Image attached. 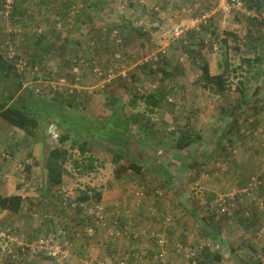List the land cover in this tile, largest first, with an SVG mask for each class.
Wrapping results in <instances>:
<instances>
[{
	"label": "rangeland",
	"instance_id": "1",
	"mask_svg": "<svg viewBox=\"0 0 264 264\" xmlns=\"http://www.w3.org/2000/svg\"><path fill=\"white\" fill-rule=\"evenodd\" d=\"M9 1L11 0H0L1 26L4 23V13L8 11L5 6ZM13 1L14 4L7 14V20L8 26L16 29V31L12 29V32L17 35L21 31H18V24L12 16L16 6L22 0ZM105 1L113 2L112 6L106 7L110 9L108 16L102 9L103 7L101 10L94 7L88 10L84 7L83 12L80 13L82 8L80 5L77 13V15L80 13L79 25L72 26L75 18L73 23L63 22L61 18L57 19V22L66 25L61 24L60 28L57 26L56 38L65 36L63 31L69 33L66 39L68 37L72 39L77 34L79 40L80 38L84 40L86 36V40L81 43L82 47L79 48L80 53L84 52L83 55L77 52L75 55H67L66 53L70 51H68L66 40L64 47H62L64 44L58 47L49 45L44 50V52L52 51L53 47L56 56L64 53L62 59L60 57L58 59L48 58L47 55V59L41 58L38 63L31 56L33 52L29 51L34 50L31 46L32 42H29L26 48L28 55L24 53L22 57L15 48L13 41L15 37L0 38V51H4V55L5 40L10 41L16 52L13 58L5 59L6 62L17 65L19 60H23L26 63L22 71H17L14 67L9 74L12 77L20 76L23 80L27 76L29 82L39 80L38 88L35 90L40 96H44L48 104H52L60 97L65 100L73 99V103L77 104L82 115L90 121L108 118L109 107L104 101L108 94L118 98L119 106L122 105L128 113L140 112L139 122L131 126L126 133V148L120 164H128L130 160L141 163L143 166L140 172L141 178L130 171L122 175L125 178L129 175L128 183L130 184L128 185L136 188L137 195L133 194V197H130L132 201H150L146 210L147 214L160 216L165 221L164 223L168 224L167 229L173 230L179 227L181 219L183 226H191L198 230V220H201L200 218L204 215L208 216L206 213L209 211L216 214L213 216L216 222L232 217L238 219L241 217L240 214L250 220L252 212H261L264 216V158L260 155L252 167L246 168L249 165L245 166L247 161H252L249 159L250 154H241L242 159L237 163L235 160L240 155V149H235L236 151L233 152L230 148L243 145L259 149L261 142L264 143V139L261 138L264 135V5L259 10H254L248 9L246 2L241 8L226 11L220 5L222 0ZM246 8L249 12L254 10L255 15H244ZM65 18L67 19V15ZM98 21L106 25L111 24L112 28L106 31L101 30L98 28ZM243 21L251 25L247 26L254 33L249 32L248 29L245 30ZM177 25L182 27L181 36L173 34L172 29ZM98 29L102 33H107V40H102V36L106 33H99ZM228 32L233 35H227ZM31 36L34 37V35ZM258 55L261 61L257 63L255 60ZM224 59L230 62V68H235V71L229 70V89L222 94H216L202 86L200 65L204 61L207 62L211 74H217L223 69L221 64ZM252 59L255 62L249 65L247 60ZM49 61H64L66 64L58 67L55 65L54 69H48ZM35 67L37 70L33 73ZM256 68L263 72L259 79L262 85L254 92L255 96L251 97L253 82L256 81L255 76L253 77ZM239 80L247 84V91H244V95L240 92ZM88 81L89 84H87ZM161 91L164 93L162 104L152 107V104L147 103V95ZM242 98H247L246 104L243 108H239L241 111L238 112L237 103ZM131 100H134L133 107L128 105ZM60 108L72 110V107L64 102H58L52 108L53 113L59 112ZM235 117L238 118L236 123L233 120ZM40 120L41 122L44 120L45 131L48 132L50 121L45 117ZM189 124L190 126H186ZM237 126H240L239 134H235L234 129ZM147 128L150 130L151 137L148 136L140 142ZM171 129L175 131L170 133ZM179 130L188 132L200 130L202 139L198 143L177 150L174 142L181 135ZM223 131L228 132L229 137L232 138L235 134L238 137L237 142L230 145L226 138L220 139V133ZM63 132L65 130L58 131L56 140H51L48 134L43 135L45 150L59 145V137ZM40 133L43 134L44 130ZM162 133L165 134L163 138L160 137ZM80 134V137H76L68 133L69 138L76 139L77 142L74 148H69L73 155L72 160L82 161L85 158L94 157V170L85 174L79 173V168L74 167L73 162H69L68 173L77 179L79 185L87 184L88 187L95 188L91 186L90 183H92L99 190H111L112 184L118 181L122 184L125 178L121 176V179H116L114 177L115 166L111 161L112 152L116 151V146L107 141V138L102 139L99 135L86 138L83 133ZM152 135L154 137L157 135V137L152 139ZM226 137L228 138V135ZM138 141L145 147L142 149L138 147L134 151ZM70 144L71 142L67 140L64 145L69 147ZM193 163L196 166L190 167ZM223 166H226V169ZM222 173H227L229 179L235 182L228 185L215 184L212 179L213 174L221 175ZM258 176L262 179L256 180L250 190L241 191L247 185H244L245 181L250 178L256 179ZM119 187L124 188V193L127 191L126 187L121 185ZM212 193L218 196L225 194L228 197L229 194L234 196L233 204L228 212L220 211L214 202H205V198ZM122 203L127 204L129 200ZM133 204L136 205L135 202ZM261 204L262 209L259 207ZM129 208V205L125 207V209ZM177 214L179 217H176ZM86 221L95 222L93 216H88ZM257 221H259L258 218L253 219L248 226L264 229V223L263 227H259ZM100 223L106 227L112 225L107 218ZM115 225L119 226L121 235H131L129 228L127 232L124 229L126 228L124 226L129 223L120 224L118 221ZM150 231L142 230L141 234L148 235ZM207 231H209L208 228L202 230L203 234L200 235L199 242L215 240L221 243L218 238L213 239ZM260 235H264V232L262 234L257 232L256 236ZM175 237L173 239L176 241L170 240L169 243L172 241V243L180 242L184 245L196 246V243L193 244L187 239ZM107 243H110L109 240ZM207 244L201 243L205 246ZM210 245L213 246L212 243ZM216 250L212 251L217 252ZM153 252L155 254V251ZM153 256L151 253L148 256L147 260L151 261L149 264H154ZM261 256L264 263V254L261 253ZM7 258L8 261H13L10 257ZM210 262L211 264H222L214 259ZM179 264H185V261L180 259Z\"/></svg>",
	"mask_w": 264,
	"mask_h": 264
},
{
	"label": "crops",
	"instance_id": "2",
	"mask_svg": "<svg viewBox=\"0 0 264 264\" xmlns=\"http://www.w3.org/2000/svg\"><path fill=\"white\" fill-rule=\"evenodd\" d=\"M105 2V0H82L81 4L83 9L81 8L80 13L83 12L84 7L88 10H92L93 7L101 10L103 7L102 9H104V12L107 13L106 16H108L110 15V9L106 7L112 6L113 2L109 1L106 2V4ZM68 5L67 0H22L16 6L12 16L18 24V31H21L20 34L15 35L12 29L13 31H16V29L9 27L7 18H3L4 23H2V26L0 24V38L5 39L6 36L9 38L15 37L13 39L15 48L17 53L22 57L24 53L28 55L26 48L29 46V42H32L31 46L34 47V50L29 51L30 53L33 52L31 56L35 58L38 63H40L41 58H43V60L47 59V55L48 58H63L64 53L59 54L60 56H56L53 47L52 51L48 50L44 52L49 45L58 47V45L64 44L62 45V47H64L68 41L67 47L70 52L66 54L75 55L76 52L80 53L79 48L82 47L81 43L86 40V36L84 40L81 38L79 40L77 34H75V37L72 39L68 36V39H66V35H69L68 31H63L65 36L61 38H56L55 36L57 28H60L61 24L66 25L57 22V19L61 18L63 22L70 21V23H73V20H69L68 17ZM246 9H244V15H255L254 10L249 12L248 9ZM80 13L75 17V23L72 26L76 24L79 25L78 18ZM66 15L67 19L65 18ZM160 17L162 19L164 18V16ZM1 21L2 19H0V22ZM243 22L245 30L248 29L249 32L252 31L254 33V31L247 26L249 23ZM97 25L99 29L105 31L112 26L111 24L106 25L99 21ZM99 29V33H102ZM228 34H230V32H228ZM31 35H34V37ZM106 35L107 33L102 36V40L106 39ZM94 40H96V38ZM76 47H78L77 50ZM83 53L84 52H81L80 54L83 55ZM0 54L5 58L4 51H0ZM48 63L50 64L48 69H54L56 67L55 65L58 67L60 65L65 66L66 64L64 61H49ZM261 76L262 75H260V77ZM27 79V76L25 80L21 79L23 87L32 90L38 88L39 80H35L37 82H29ZM89 83L88 81L87 84ZM260 84L261 82L257 81L256 85ZM243 99L247 98H242L241 100ZM44 126V120L42 122L39 121L36 135L34 138L28 139L22 131L13 128L0 118V153L2 151H7L10 154V159H0V195H19L21 198V206L17 212L13 213L7 210H1L0 228L10 229L17 238L27 243L34 242L40 235L63 228L68 232V236L65 238L68 239V244L66 246L67 256L64 259L61 257L50 258L41 254H32L28 250L23 258H17L13 260V262L8 261L7 257H10V255L2 253L0 248V264H99L98 262L107 261L112 255L120 253L129 254V262L131 264H149L151 261H148L147 258L151 253L154 255L152 259L153 263L159 264L153 252L155 251L156 253L157 246L155 244V237L152 236V233L165 236L168 243L170 240L176 241L173 239L176 238L175 236L187 239L193 244L208 243L206 245V248H208L207 254L203 256L204 259L201 260L199 264H204V261L206 262L205 264H211V259H214L216 262H222V264H264L261 256V253L264 254V235L256 236L260 229L248 226L253 219L258 218V226L263 227L264 216L261 212H252L250 220H247L244 215L242 216V214H240L241 217L238 219L232 217L228 220H218L216 222L213 218L216 214L209 211L206 213L208 216L204 215L203 218H200L201 220H198V230L193 229L191 226H183L181 219L179 220V224L181 222L180 226L170 230L166 228L168 224L164 223L165 221L161 219L160 216H155L151 213L152 216L147 214L146 210L149 207L148 204L150 201H132L131 198L133 194L136 196L137 192H135V187L128 185L130 184L128 183L129 175H126V178L121 175L122 178H125L124 182L120 184L118 183L120 181H118L112 184L113 188L111 190H99V188H97V190L101 191L100 201L92 196L87 201H78L75 197V190H83L82 188L88 190L90 187H88L87 184L79 185L77 183V179L73 178V176L68 173L70 167L68 163L65 164L67 172L63 174L59 184H53L48 180L44 158L49 149L53 146L45 150L42 137L43 135L46 136L47 132ZM51 126L52 124H49L48 128H51ZM42 130H44L43 134L40 133ZM261 138L264 139V135ZM230 148L233 149V152L236 151L235 149H240V155L238 159L235 160L237 163L242 159L241 154H250L249 159L252 161H247L245 166L249 165L246 168L252 167L253 163L259 159L258 157H260V155L261 158H264V156H262V154H264V143L262 142L259 149L250 147L249 149L247 146L243 145ZM26 164L30 165L29 169H24ZM224 167L226 169V166H223V168ZM22 168L26 175L24 181L19 177ZM213 175L212 179L215 184L228 185L235 182V180L229 179L227 173ZM138 176L141 178L140 173ZM90 184L92 187L96 188L95 184ZM120 185L127 188L125 193L124 188L119 187ZM210 186L213 185L210 184ZM67 197L69 200L79 203V205L74 208L76 210L62 207V200ZM126 198L129 200V203L123 204L122 202L126 201ZM217 201L218 195L214 193L209 195L208 198H205L206 203L214 202L218 207ZM130 202H132L131 205ZM133 202H135L136 205H134ZM97 203L103 205L104 216L112 223L110 227L103 226L100 222L89 223L86 221L88 216H95L96 210L94 208L92 209V207ZM128 205L130 208L125 209ZM228 214H230V212ZM118 215L120 216L118 217ZM245 215H247V213H245ZM194 216L197 217V215ZM176 217H179V214H177ZM118 221L120 224H122V222L129 223V225L124 227H126V232L127 228L130 229L129 234L131 235L123 234L115 237L110 233L109 230L112 227H119L115 225ZM90 228L93 229L92 233H89ZM206 228L209 229L207 233H209L213 239L218 238L221 243L215 240L213 242H199L201 240L200 235L203 234L202 230ZM142 230L151 231L147 235L141 234ZM147 236H149V238H147ZM107 239L110 243H107ZM172 241L170 242L171 244ZM211 243L213 246L210 245ZM202 246L204 247L205 245ZM213 249H217V252H213ZM14 251L17 252V250Z\"/></svg>",
	"mask_w": 264,
	"mask_h": 264
},
{
	"label": "trees",
	"instance_id": "3",
	"mask_svg": "<svg viewBox=\"0 0 264 264\" xmlns=\"http://www.w3.org/2000/svg\"><path fill=\"white\" fill-rule=\"evenodd\" d=\"M67 1L69 4V9L73 2L69 0ZM81 1L82 0H79L80 5H82ZM263 5L264 0H248L246 7L248 9L259 10ZM5 59L6 58H4L0 54V118L6 121L13 128L22 131L28 139L34 138V136L36 135V129L39 126V121H41L40 119L44 117L47 118L58 131L65 130V132L61 133L59 137V145H54L52 148H50L44 158L49 182L53 184H59L62 180L63 174L67 172L65 164L69 162H73V166L79 168V173L85 174L94 170V157H91L90 159L85 158L82 161L72 160L73 155L71 154L69 148H74L77 142L75 141L76 139H70L68 133H71L76 137H80V133H83L86 138L99 135L102 139L107 138V141L115 145L116 151L112 152L111 161L115 166L114 177L116 179H119L123 173H128L129 171L134 174H139L141 172L143 166L136 160H130L128 164H120L121 159L124 158L123 152L126 148V133H128L131 126H134V124L139 122V119L141 117L140 112L128 113L126 110H124V107L122 105L119 106L120 100L118 98L114 97L112 94H108L105 99V105L109 107L108 118L106 120H87L80 112L77 104L73 103V99L65 100L63 99V97H60L58 99H55L52 104H48V102L43 98L44 96H40L35 89L32 90L23 87L21 80L22 78L20 76L12 77L9 74V72L12 71L14 67L17 68L16 63H13V66L11 64L12 62H6ZM255 61H257L258 63L259 61H261V57L258 55ZM255 61L253 59L247 60V63L249 65H252ZM230 65V62L224 59L221 64V66L223 67L222 71L217 74H211L209 64L204 61L200 65V79L202 81V86L204 88H208L211 91H214L216 94H222L223 92L227 91L230 87L228 84V77L230 73L229 70L235 71V68H230ZM17 71L20 70L17 69ZM260 75H262V72H260L259 69L256 68L255 75H253V77L255 76L256 81L253 82L251 97L255 96L254 92L260 89L261 84L256 85L257 81H259L260 79ZM238 84L241 89V94L244 95V91H247V84L242 80H239ZM163 95L164 93L162 91L149 94L146 96L148 98L147 103L152 104V107H156L159 104H162L161 102L164 100ZM133 101L134 100H131L128 105L133 107ZM58 102H64L66 105L72 107V110L69 111L67 109L60 108L61 110H59V112L53 113L52 108H54V106ZM245 104L246 99H243L239 103H237L238 112L241 111V109L239 108H243ZM233 120L236 123L238 121V118L235 117ZM186 126H190V124ZM180 128H182V126ZM234 130L235 134H239L238 131L240 130V126H237ZM170 131V133H172L175 130L171 129ZM179 133L181 135L174 142V147L177 150L184 149L193 143H198L202 139L200 130L193 132H188L187 130H179ZM235 134L234 138H232L229 137L228 132L223 131L220 133V139L226 138L229 144L232 145L238 140V137H236ZM150 135V130L148 128L145 129V131L143 132L144 139L142 138L140 142L144 141ZM226 135H228V138L226 137ZM155 137H157V135ZM155 137L152 135V139H154ZM160 137H165V134L162 133ZM67 140L71 142L69 147L64 145ZM158 140H160V138H158ZM135 146L136 147L134 151L137 150L138 147H140L141 149L145 147L143 143L139 144V141ZM193 165L194 163L191 164L190 167H193ZM29 167L30 165L26 164L24 166V169H29ZM197 171L199 170L197 169ZM252 179L253 178H250L245 181L244 185L249 184ZM260 179H262L261 176H258L255 180H253V182L256 183V180ZM100 194L101 191L97 190L96 188H88V190H75V197L78 201H87L91 198V196L99 200ZM20 206L21 198L19 195H0V208L2 210H7L15 213L19 210ZM196 246L198 247L197 259L199 263L204 259L203 256L207 254L208 248H206V246L203 247L201 244H196Z\"/></svg>",
	"mask_w": 264,
	"mask_h": 264
},
{
	"label": "built area",
	"instance_id": "4",
	"mask_svg": "<svg viewBox=\"0 0 264 264\" xmlns=\"http://www.w3.org/2000/svg\"><path fill=\"white\" fill-rule=\"evenodd\" d=\"M72 1L73 4L68 9V17L69 20H72L77 13L79 12L80 3L79 0H69ZM248 0H222L220 5L221 7L229 11L233 8H241L245 5V3ZM14 1L11 0L8 3H6L5 8L8 9L6 13H4V18H7V14L9 13L10 9L13 7ZM173 34L175 36H181V33L183 32L181 26H174ZM3 47L7 50H5V58H13L15 55V49L10 43L9 40H5ZM17 69L22 71L26 67V63L23 62V60H19L16 65ZM37 70L35 67L33 69V73ZM48 136L51 140L58 139V131L55 126H51V128L48 129L47 132ZM0 157L2 160L4 159H10V154L7 151H2L0 154ZM20 174V179L24 181L25 179V171L22 168ZM75 171V170H74ZM255 180L254 178L251 180L249 184L246 185L244 189H242V192H247V190L251 189L252 184H255L253 182ZM233 198L234 196H231L229 194V197L225 195L218 196V207L220 211L226 213L228 212L230 206L233 204ZM79 205L78 202H75L73 200H69V198H63L62 200V207L64 208H71L74 209ZM260 209L263 208V205H259ZM96 210L95 216L93 215V220H95L96 223L104 221V209L103 205L100 203L95 204L92 209ZM0 208V213H1ZM126 231V228H124ZM110 233L117 237L121 235V230L119 227H112L110 230ZM93 229H89V233H92ZM264 232L263 228H260L259 232L262 234ZM68 232L67 230L60 228L55 231L48 232L47 234H43L38 236L34 242L27 243L23 241L22 239L17 238L14 233L10 229L7 228H0V248L2 253H7L10 255V258L12 260H16L17 258H23L25 253L29 250L32 254H41L45 257H61L62 259L66 258L67 256V250L66 246L68 244ZM152 236L155 237V244L157 246V250L155 253L156 260L159 264H179V260H184L185 264H199L197 259V246H192L190 244H182L180 242L172 243L171 245L168 243L167 238L162 235H155L152 233ZM201 247V246H200ZM14 250H17L15 252ZM119 254L112 255V257L107 261H100L99 264H131L129 262V254ZM179 259V260H178Z\"/></svg>",
	"mask_w": 264,
	"mask_h": 264
},
{
	"label": "clouds",
	"instance_id": "5",
	"mask_svg": "<svg viewBox=\"0 0 264 264\" xmlns=\"http://www.w3.org/2000/svg\"><path fill=\"white\" fill-rule=\"evenodd\" d=\"M246 4V3H245Z\"/></svg>",
	"mask_w": 264,
	"mask_h": 264
}]
</instances>
